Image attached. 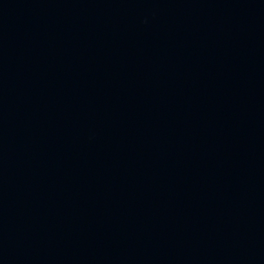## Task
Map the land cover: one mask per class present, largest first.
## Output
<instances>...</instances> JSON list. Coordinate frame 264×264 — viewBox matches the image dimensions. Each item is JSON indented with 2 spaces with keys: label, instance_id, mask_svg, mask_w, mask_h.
<instances>
[{
  "label": "water",
  "instance_id": "obj_1",
  "mask_svg": "<svg viewBox=\"0 0 264 264\" xmlns=\"http://www.w3.org/2000/svg\"><path fill=\"white\" fill-rule=\"evenodd\" d=\"M0 264H264V0H0Z\"/></svg>",
  "mask_w": 264,
  "mask_h": 264
}]
</instances>
